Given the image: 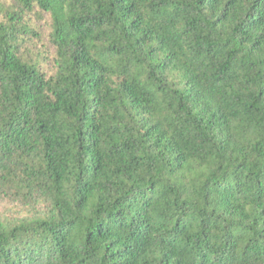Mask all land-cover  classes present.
<instances>
[{
  "label": "trees",
  "instance_id": "obj_1",
  "mask_svg": "<svg viewBox=\"0 0 264 264\" xmlns=\"http://www.w3.org/2000/svg\"><path fill=\"white\" fill-rule=\"evenodd\" d=\"M0 264H264V0H0Z\"/></svg>",
  "mask_w": 264,
  "mask_h": 264
},
{
  "label": "rangeland",
  "instance_id": "obj_2",
  "mask_svg": "<svg viewBox=\"0 0 264 264\" xmlns=\"http://www.w3.org/2000/svg\"><path fill=\"white\" fill-rule=\"evenodd\" d=\"M33 23L37 27V36H30L31 40L25 47V52L28 56L36 61H39L42 68L47 73H53V60L55 57V49L50 45L48 37L50 34V19L45 16L39 19L35 14L31 15ZM2 212L10 217L17 216L20 207L6 202L2 205Z\"/></svg>",
  "mask_w": 264,
  "mask_h": 264
}]
</instances>
